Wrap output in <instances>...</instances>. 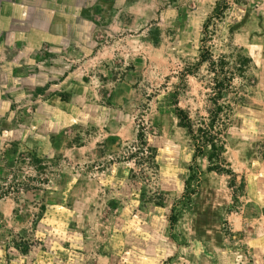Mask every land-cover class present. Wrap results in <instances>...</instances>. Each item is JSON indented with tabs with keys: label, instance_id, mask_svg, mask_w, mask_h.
<instances>
[{
	"label": "rangeland",
	"instance_id": "1",
	"mask_svg": "<svg viewBox=\"0 0 264 264\" xmlns=\"http://www.w3.org/2000/svg\"><path fill=\"white\" fill-rule=\"evenodd\" d=\"M3 35L0 264L231 249L264 197V0H59Z\"/></svg>",
	"mask_w": 264,
	"mask_h": 264
},
{
	"label": "crops",
	"instance_id": "2",
	"mask_svg": "<svg viewBox=\"0 0 264 264\" xmlns=\"http://www.w3.org/2000/svg\"><path fill=\"white\" fill-rule=\"evenodd\" d=\"M58 1L0 0V42L7 41L3 37L5 33L19 37L17 33L20 30L28 33V28L45 32V28L51 26L52 4ZM261 186L264 187V183ZM251 207L254 210H249ZM233 220L237 224L230 234L234 245L220 257L212 258L211 264H264V197L250 196ZM247 220H254L252 227L246 225Z\"/></svg>",
	"mask_w": 264,
	"mask_h": 264
},
{
	"label": "trees",
	"instance_id": "3",
	"mask_svg": "<svg viewBox=\"0 0 264 264\" xmlns=\"http://www.w3.org/2000/svg\"><path fill=\"white\" fill-rule=\"evenodd\" d=\"M185 126L188 128V131H189L191 137L194 139L195 136H194V132L192 131L191 125L190 124H186ZM195 148H196L197 152H196L195 157H194V164L196 165L198 157L204 153V151L207 148V146L206 147L200 146L199 143H196L195 144ZM212 148H213V146H212ZM218 171L222 172V170H218Z\"/></svg>",
	"mask_w": 264,
	"mask_h": 264
}]
</instances>
